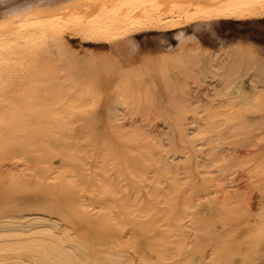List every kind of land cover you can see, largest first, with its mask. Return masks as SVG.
I'll list each match as a JSON object with an SVG mask.
<instances>
[{
	"label": "bare ground",
	"instance_id": "1",
	"mask_svg": "<svg viewBox=\"0 0 264 264\" xmlns=\"http://www.w3.org/2000/svg\"><path fill=\"white\" fill-rule=\"evenodd\" d=\"M79 1L0 0V209H17L0 216V264H247L263 250L246 242L264 236V180L254 214L227 163L248 139L241 112L264 110V19L155 0L83 21L95 5ZM180 7L183 22L130 33ZM75 23L104 42L74 44Z\"/></svg>",
	"mask_w": 264,
	"mask_h": 264
},
{
	"label": "rangeland",
	"instance_id": "2",
	"mask_svg": "<svg viewBox=\"0 0 264 264\" xmlns=\"http://www.w3.org/2000/svg\"><path fill=\"white\" fill-rule=\"evenodd\" d=\"M77 3V2H76ZM79 3L82 6H87V5H95L97 6L95 8H89L85 10V12H82L81 14H77L72 18H75L77 20H83V21H92V20H97V19H104L103 17L106 15H111L114 16L117 14H120L123 12L124 8L128 7L129 5L133 4H140V6L145 8L146 6L153 7L154 3L157 4V1L155 0H80ZM100 4L103 6L105 5V9L102 11H98V7L100 8ZM149 7V8H150ZM156 6L155 8H157ZM139 10H143L141 8H136L133 10V13L128 15L124 12L122 17L129 18L130 19H136L132 17V15ZM137 13V14H138ZM113 18V17H112ZM111 19V18H109ZM109 19H105V22ZM117 19V18H116ZM104 21V20H103ZM138 41L142 40L145 38L144 36H138L136 37ZM262 40V38H261ZM2 43V42H1ZM74 44H81L79 41H76ZM258 44L260 46L261 42L260 40L258 41ZM1 46V45H0ZM9 45H6V47ZM3 47L1 46L0 49ZM264 52V50H263ZM264 116V110H259L257 112L254 111H244L241 112V123L249 126L246 128V132L248 133V139H243L237 143H231L229 145L232 148V153L229 156H232V159L228 160V165L229 167L233 166L234 167V173L231 175L230 173L227 175L228 180H232L234 185L237 184L239 187H242L243 192L247 193V196L249 198V202L253 204V206L250 208L254 214H260L261 210L258 207L257 201L255 199L256 193H257V186L254 184L255 180L259 179L261 181L264 180V174L261 173V167L263 165H260L261 158L260 156H256V151L255 149L257 148L259 151L263 150L264 147L262 148V145L259 144V146L256 147L255 143L259 141H264V124L260 127H256L255 124L258 123V119ZM162 124L160 121L155 123L153 125L154 130H162ZM170 153V150L168 151ZM172 155V154H169ZM57 165L61 164V161H56ZM35 164V161L29 160L26 163V166L22 168V170L25 173H34L36 172V169L33 168L32 166ZM60 170V169H58ZM29 178V177H28ZM254 179V180H253ZM253 182V184H252ZM215 196V195H214ZM21 205L24 204H34L33 198L29 196L23 201H20ZM17 209L12 206H6L2 209H0V216L10 213L13 211H16ZM206 214H211L210 211L205 212ZM215 218V216L213 217ZM217 220L214 221L211 231H212V238L209 240V248L216 247L221 244L219 236H221V224L216 222ZM253 227L256 226V224H251ZM257 227V226H256ZM264 231V230H263ZM200 240V239H198ZM263 242V250L256 255H251L247 256V264H264V236L263 238L260 237L259 235H255L252 238L248 236V240L246 243L249 244H258V242ZM213 258H216L218 261V258L216 255L212 256Z\"/></svg>",
	"mask_w": 264,
	"mask_h": 264
},
{
	"label": "flooded vegetation",
	"instance_id": "3",
	"mask_svg": "<svg viewBox=\"0 0 264 264\" xmlns=\"http://www.w3.org/2000/svg\"><path fill=\"white\" fill-rule=\"evenodd\" d=\"M219 5H227V8H232L233 11H226V12H220L217 15V19L221 20H235V21H241V20H249L254 18H263L264 19V8L263 9H257L259 6H264V2L262 0H227V1H221ZM231 5V6H229ZM245 6H254L257 7L255 9L257 10H249L247 12H237L240 11V9H243L241 7ZM186 9V8H184ZM183 7L175 8L173 10V13L168 15V17H159V13L155 15L154 12L150 13L149 16H147L150 21L157 20L156 24L148 23L143 26H140L138 28H135L132 33L133 36L138 37L143 34H147L150 32H157L158 26H163L165 23H170L171 20L179 17L181 20L179 22H183L182 19L185 11ZM254 9V8H253ZM199 20H205L200 18H194L188 21H199ZM137 19L131 21L135 22ZM159 23V24H158ZM70 38L71 41L76 40H82L84 44H94V43H101L104 42V39L98 38L97 36H94L88 29L86 28V25L83 23H75V26H73L71 32L66 35Z\"/></svg>",
	"mask_w": 264,
	"mask_h": 264
},
{
	"label": "snow or ice",
	"instance_id": "4",
	"mask_svg": "<svg viewBox=\"0 0 264 264\" xmlns=\"http://www.w3.org/2000/svg\"><path fill=\"white\" fill-rule=\"evenodd\" d=\"M262 2H264V0H262Z\"/></svg>",
	"mask_w": 264,
	"mask_h": 264
}]
</instances>
